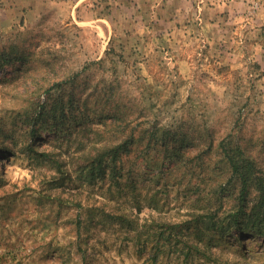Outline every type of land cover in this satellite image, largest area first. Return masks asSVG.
<instances>
[{
  "label": "rangeland",
  "instance_id": "374dc122",
  "mask_svg": "<svg viewBox=\"0 0 264 264\" xmlns=\"http://www.w3.org/2000/svg\"><path fill=\"white\" fill-rule=\"evenodd\" d=\"M256 177L264 0H0V264H264Z\"/></svg>",
  "mask_w": 264,
  "mask_h": 264
},
{
  "label": "trees",
  "instance_id": "16d2710c",
  "mask_svg": "<svg viewBox=\"0 0 264 264\" xmlns=\"http://www.w3.org/2000/svg\"><path fill=\"white\" fill-rule=\"evenodd\" d=\"M118 147H115V148H111L110 150H109V152H107V153H114V155H117V152H118ZM105 154H102V156L101 157H103ZM228 155V153H226V156ZM239 156H241V155H235V154H232L231 156H229V158H228V163H229V166H230V168L233 170V172L236 174V175H239L240 176V179L241 180H243V183H244V185H246L247 184V181L249 180V178L251 177V175L250 174H252V172H249V171H247L246 170V172H241V171H239V169H240V167H243V165H242V163H243V161L244 160H240L241 159V157H239ZM100 160H101V158L100 159H98L97 161V163L98 164H101V162H100ZM100 162V163H99ZM244 163H246V161H244ZM255 179H257V181H258V184H261L262 182H264V180H263V178H260V177H256ZM259 179V180H258ZM236 223L238 224V226H242V224H244V225H247L246 223H242V222H238V221H236ZM243 233H248V232H243ZM253 233V232H252ZM255 234H260L261 232H254Z\"/></svg>",
  "mask_w": 264,
  "mask_h": 264
}]
</instances>
